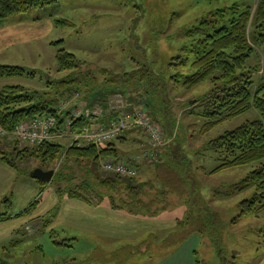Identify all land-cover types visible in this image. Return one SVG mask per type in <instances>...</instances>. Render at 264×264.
<instances>
[{
  "label": "rangeland",
  "instance_id": "1",
  "mask_svg": "<svg viewBox=\"0 0 264 264\" xmlns=\"http://www.w3.org/2000/svg\"><path fill=\"white\" fill-rule=\"evenodd\" d=\"M258 3L259 0H59L50 6L14 14L0 22V64L19 66L34 72V75L0 78V90L8 85H18L30 94H43V99L54 96L57 109L64 108L69 114L72 110H83L86 106H99L101 109H104L101 106H105L114 109L116 115L140 111L158 128L162 138L160 144L154 143L139 128H130L110 142L121 141L115 147L121 157L135 154L136 148L140 147L144 154L140 151L136 159L121 160L118 154L100 159V167L101 163L114 160L136 168V180L148 183L143 191L146 194L143 197L145 201L155 198L161 190L155 168L158 163L164 162L169 152L180 153L190 163V167L184 171L189 184L183 200L167 196L165 211L155 217L143 216L148 218L141 225L142 228L158 230V236L148 238L143 234L145 230L132 238L139 242L136 243L138 245L125 247L128 231L120 234L107 231L100 236L83 233L71 236L70 232H64L61 228L53 229V232L44 231V217L29 221L15 231L11 238H7V226L20 220L12 218L9 220L15 221L8 225L9 220L0 222V264H174L179 262L174 250H182L180 255L183 264L189 261L196 264V260L200 264L263 263L264 211L238 217L241 215L238 204L250 198L254 189L243 192L234 189V185L245 178L254 166L211 174L217 166V160L204 148L210 139L225 131L259 119L260 113L254 108L250 109L204 135L201 132L204 120L192 106L212 90L211 80L188 89L183 86L175 88L166 79L175 72L171 69L170 73L168 70L173 56H186L183 47L189 46L190 39L185 37L184 28L216 10L233 5L242 9L249 7L254 13ZM60 19L69 21L71 26L57 25L56 21ZM8 29L11 31L10 40L7 39ZM59 41H63V47L81 62L82 70L108 69L119 74L136 69L138 64L149 66L156 77L158 93L155 95V104L164 107L166 111L163 114L160 112L164 117L156 115L154 118L148 111L147 97L141 86H131L124 93L119 91L92 101L87 100L92 87L83 85L59 93L53 89L47 95L49 81L64 79L68 75V72L58 71V48L53 44ZM252 48L254 54L250 66L253 67V80L258 86L264 82V53L259 46L253 44ZM103 79V76H99L98 82ZM161 90L164 92L161 93ZM63 113L66 115V112ZM50 142L70 147L72 138L67 134ZM34 148L13 137L0 141V153L6 155L12 152L17 155L16 152L20 150L32 151ZM25 154L28 155L27 152ZM27 155L24 157L26 161ZM26 161L16 160V163L25 171L35 168L55 170V176L60 173L59 180L42 185L27 178L23 171L7 167L0 160L1 211L8 210L7 200L12 203L10 211L18 214L37 198L46 202L56 192V187L68 188L90 182L86 169L67 165L62 157L50 166L43 165L36 158H29L28 163ZM105 192V189H100L98 194L93 193L92 201L95 204L104 202L114 209ZM101 195L106 196L99 201ZM112 195L125 197L122 192H112ZM123 211L129 213L125 209ZM190 215V225L183 224L181 221ZM202 225L206 227L204 231L200 230ZM180 240L183 241L177 245L176 242ZM135 242L132 244L135 245ZM97 244L115 250L106 253L97 249Z\"/></svg>",
  "mask_w": 264,
  "mask_h": 264
},
{
  "label": "trees",
  "instance_id": "2",
  "mask_svg": "<svg viewBox=\"0 0 264 264\" xmlns=\"http://www.w3.org/2000/svg\"><path fill=\"white\" fill-rule=\"evenodd\" d=\"M58 1L0 0V22L14 14L50 6ZM56 23L57 25L71 26V23L64 19L57 20ZM184 31L185 37L190 39L189 46L183 47L186 56L185 58L173 56L168 70L170 73L175 72L166 79L175 88L183 86L188 89H193L208 79L211 80L212 90L192 106L204 120L201 132L207 135L218 126L253 108L260 113L259 119L247 121L235 129L225 131L210 139L204 148L217 160V166L211 171V174L237 167L254 166L245 178L234 185L237 192L254 189V194L250 198L244 199L238 204L241 212L238 217L262 212L264 211V82L256 86L250 60L254 54L253 44L259 46L264 53V0H259L254 13L249 7L242 9L238 5H233L208 14L197 23L184 28ZM62 43L63 41H59L53 45L58 48L56 52L58 71L68 72V75L64 79L49 81L47 95L52 93L53 89L59 93L83 85L92 87V91L87 96L89 97L87 100L92 101L100 100L115 92L124 93L131 86H141L144 88L148 101L146 107L155 116L154 118L166 111L164 107L155 104V95L158 93L157 85H155L156 77L149 66L138 64L136 69L119 74L107 69L97 71L87 68V70H82L81 62L73 53L67 51ZM182 69L188 70V72H183ZM98 73L100 75H97ZM29 74L34 75V72H29L19 66L0 64V78L22 77ZM99 76L104 77L100 83L98 82ZM162 92L164 91L161 90ZM43 97V94L41 96L38 92L28 93L22 86L4 87L0 90V125L8 131H12L23 120L42 116L45 113H55L57 107L54 96H49V99H43ZM161 117L164 116L161 115ZM87 123L90 122L86 119H79L76 127L80 128ZM1 140H7V138ZM114 146V143H110L106 146L85 145L78 147L76 144H72L70 147H63L60 144L45 142L36 146L32 151L20 150L16 152L17 155H14L13 152L7 155L1 152L0 160L18 172L23 171L26 176L30 177L33 170L25 171L16 163V160L26 161L24 157L27 154L25 152L28 153L26 163L29 158H36L46 166H50L62 157L67 165L73 164L86 169L90 182L68 186V188L56 187V192L60 197L67 196L95 204L91 195L98 194L100 189H105L114 209H125L132 215L148 217L159 215L160 212L166 210L167 196L170 195L183 200L189 184L184 173L185 169L190 167L186 157L171 151L168 153L169 155L167 154L168 156L164 157V162L157 164L155 170L161 190L157 192L155 198L145 201L143 197L146 194L143 191L148 183L138 182L137 176L124 177L101 170L100 159L102 157L111 154L117 156L118 151ZM59 177L60 173L56 174L52 184L58 181ZM36 181L42 185L46 184L43 181ZM112 192H122L125 197L118 198L112 195ZM105 196L101 195L99 201H102ZM39 202L40 198H37L25 210L19 214H13L10 211L12 203L7 200L8 210H0V222L29 215ZM55 214L56 212L53 211L45 217L44 229L49 226ZM190 218L192 215L181 222L190 225ZM205 228L202 225L200 230L204 231ZM191 231L194 232L192 229ZM186 232L190 234L189 231ZM171 236L169 235L168 238ZM182 241L180 240L176 244L178 245ZM196 264H200V262L196 260Z\"/></svg>",
  "mask_w": 264,
  "mask_h": 264
},
{
  "label": "built area",
  "instance_id": "3",
  "mask_svg": "<svg viewBox=\"0 0 264 264\" xmlns=\"http://www.w3.org/2000/svg\"><path fill=\"white\" fill-rule=\"evenodd\" d=\"M101 110L97 106L87 110H72L69 114L64 108L57 109L55 113H45L22 121L11 132L0 125V138L13 137L23 144L36 147L68 134L72 138L71 144H76L78 147L100 146L118 139L130 128H139L154 143L160 144L162 141L158 128L142 112L117 114L103 123L98 122L101 118ZM63 112H66V115ZM79 119H86L90 123L78 128L76 123ZM101 168L105 172L122 176L135 177L138 174L136 168L114 160L101 163Z\"/></svg>",
  "mask_w": 264,
  "mask_h": 264
},
{
  "label": "crops",
  "instance_id": "4",
  "mask_svg": "<svg viewBox=\"0 0 264 264\" xmlns=\"http://www.w3.org/2000/svg\"><path fill=\"white\" fill-rule=\"evenodd\" d=\"M7 39H11V31L10 29L7 30ZM10 44V43H9ZM108 70V69H107ZM9 86V85H8ZM97 107V106H94ZM94 107L86 106L83 110L87 109H93ZM103 107V106H102ZM81 108V106H80ZM101 118L98 120V122L106 123L108 122L112 117H114L116 114H114V110H110L104 106V109L102 108ZM119 142L121 141H115L114 147H117ZM118 151V150H117ZM141 151V154L143 155L144 152H142V149L140 147L136 148L135 154H125L124 157L119 156L118 153V159H125V160H132L137 158V154ZM140 154V156H141ZM9 165H7L8 167ZM10 167V166H9ZM28 178V176H26ZM25 178V177H24ZM26 179V178H25ZM32 179V178H31ZM34 180V179H33ZM36 181V180H34ZM37 182V181H36ZM38 183V182H37ZM41 200L37 207L29 214L23 217H20V220L14 224L15 220H9L7 221V238H11L12 234L17 231L18 229L22 228L26 223H28L31 220L35 219H41L44 217L49 216L53 211L56 212L55 216L52 218L50 224L48 227L44 229V231H55L53 229H62L65 231H68L71 233V236H74L76 234L81 235L86 234L87 236H100L105 233L110 232L111 234H120L128 231V239L125 241L127 242L125 247H132L136 246L139 243L138 241L135 242L132 238H135L136 236H139L142 234L141 232L145 231L146 236H158L157 231L153 228H142L143 222L146 221L148 217L143 216H137L132 215L129 213H125L123 210L118 209H112L111 207H108L104 202L102 204H93V203H87L83 200L73 199L69 198L67 196L60 197L57 192H53L52 196L46 201ZM26 209V208H25ZM24 209V210H25ZM19 214V213H18ZM120 224V226L116 225ZM68 229V230H66ZM130 234V235H129ZM134 234V235H133ZM142 237L143 239L146 238ZM147 238V239H148ZM167 238V237H165ZM164 238V239H165ZM142 239V240H143ZM146 239V240H147ZM135 242V245L132 243ZM142 242V241H141ZM161 242V241H160ZM187 245V244H186ZM97 249L103 250L106 253H111L115 249L107 248L101 245H96ZM163 249H172L171 247L163 248ZM112 250V251H110ZM117 250V249H116ZM120 250V249H119ZM173 250V249H172ZM171 250V251H172ZM118 251V250H117ZM180 251L182 250H174V255L178 258L179 262L174 264H183L181 260ZM188 264H192L191 261L188 262ZM264 264V260L263 263Z\"/></svg>",
  "mask_w": 264,
  "mask_h": 264
},
{
  "label": "water",
  "instance_id": "5",
  "mask_svg": "<svg viewBox=\"0 0 264 264\" xmlns=\"http://www.w3.org/2000/svg\"><path fill=\"white\" fill-rule=\"evenodd\" d=\"M55 176V170H43L42 168H35L30 173V178L38 181H43L44 183H50Z\"/></svg>",
  "mask_w": 264,
  "mask_h": 264
}]
</instances>
